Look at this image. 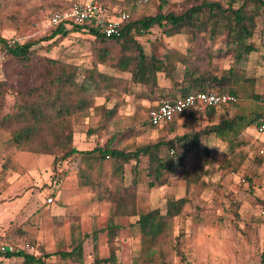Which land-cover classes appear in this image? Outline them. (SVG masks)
Wrapping results in <instances>:
<instances>
[{
  "label": "rangeland",
  "instance_id": "rangeland-1",
  "mask_svg": "<svg viewBox=\"0 0 264 264\" xmlns=\"http://www.w3.org/2000/svg\"><path fill=\"white\" fill-rule=\"evenodd\" d=\"M74 1L89 0H0V37L18 43L46 39L55 30L49 24L50 15L66 9ZM158 6L163 13H181L189 5L187 0H160L143 10L128 5L127 12L134 17L151 16L158 11ZM110 12L114 14L111 9ZM263 20L264 17L258 19L257 31L251 40L256 52L241 54L237 61L224 54L221 60L216 61L221 71H227L231 66L238 67L235 72L239 95L236 105L218 108L212 116H208L206 111H193L190 116L183 115L177 119L171 131L164 125L151 129L146 124L155 100L125 96L123 93L108 103H104V98H98L88 117L72 118L73 147L78 151L92 150L104 145L112 134L127 130L137 134L123 140L122 146H143L159 138L172 140L201 133L205 128L238 116L249 121L256 115L264 114ZM137 40L147 55L164 59L176 80L181 79L183 68L176 59L185 55L188 47L185 35L166 38L155 27ZM93 47L90 36L73 33L43 41L35 49L40 56L61 59L76 66L79 75L83 76L92 68ZM99 70L117 78H129L128 74L112 68L110 63L100 66ZM19 72L20 67L0 49V82L7 87L5 112L15 104ZM158 83L162 88L171 87L170 81L165 80L163 75L159 76ZM131 90L138 95L150 94L149 87L134 85ZM253 96L263 101H255ZM103 104L107 109L117 108L110 124L100 129L103 119L100 107ZM183 118L186 122L181 121ZM242 127H236L235 131L222 136H203L196 148L175 144V150L184 155L185 166L176 175L166 177L163 185L150 189L143 176L136 193L138 215L154 209L164 213L166 204L178 199L182 212L169 224L151 255L143 246L138 232L130 228L135 220L119 218L116 222L121 229L115 244L118 263L261 264L264 242V136L259 135L253 126ZM52 163V156L16 150L10 144L9 135L0 132V190L11 191L15 187L19 194L15 203L5 207L10 213L6 219L0 220L1 237L17 247L29 243L34 249L33 254L42 258L70 250L72 239L79 238L83 240V264H92L94 258H108L110 249L105 228L110 214V203L106 198L111 188V161L93 169L91 175L95 183L100 184L97 188L80 184L82 165L78 158L63 161L55 170ZM143 165H146V159H143ZM48 197L57 200L46 206L44 203ZM37 219L39 222H36ZM10 220L25 222L12 229L16 221L8 229ZM20 263L19 258L0 260V264ZM44 264L76 263L51 256L44 259Z\"/></svg>",
  "mask_w": 264,
  "mask_h": 264
},
{
  "label": "trees",
  "instance_id": "trees-1",
  "mask_svg": "<svg viewBox=\"0 0 264 264\" xmlns=\"http://www.w3.org/2000/svg\"><path fill=\"white\" fill-rule=\"evenodd\" d=\"M89 1L106 5L114 12L113 16L128 13V5L134 6V0ZM159 1H151L141 8L146 9ZM77 2L74 1L71 5ZM187 4L189 6L181 13H163L159 6L158 11L151 16L134 17L128 13V19L120 24L117 35L113 37H105L88 23L58 25L48 38L24 43L0 37V49L20 67L16 101L8 112L3 110L7 87L0 82V132L9 135L10 144L18 151L52 156L53 170L63 161L78 158L82 165L80 184L92 188L100 185L95 183L91 175L93 169L105 161H111V188L106 198L110 203V214L105 228L110 252L108 258H94L92 264H120L117 262L115 247L121 229L116 222L119 218L135 220L130 228L138 232L143 246L151 255L159 240L164 237L169 224L181 214L180 200H170L164 213L160 209H154L138 215L136 211V193L143 176L148 187L153 189L159 184L163 185L166 177L176 175L178 170L184 168V155L175 150V144L196 148L203 136H222L235 131L239 126L247 129L253 126L256 119L264 116L259 114L249 121L238 116L205 128L201 133L174 137L172 140L159 138L154 143L143 146H122L123 140L137 134L127 130L112 134L104 145L92 150L78 151L73 147L72 118L88 117L98 98H104V103L117 98L121 93L125 96H138L139 99L149 98L155 100L150 111L157 109L164 101L206 91L231 94L239 99L235 86L238 83L235 75L238 67L231 66L227 71H221L216 61L221 60L224 54L237 61L241 54L256 52L251 40L257 31L258 19L264 17V0H187ZM155 27L166 38L181 35L187 37L185 55L176 59L183 68L180 80H176L164 59L153 54L147 55L137 40ZM73 33L87 34L94 44L92 68L83 76L79 75L76 66L61 59L40 56L35 49L43 41ZM261 35L264 36V20ZM108 63L116 71L128 74L129 78H117L99 70L100 66ZM160 75L170 81V88L160 86ZM134 85L149 87L150 94L134 93L131 90ZM161 89H166V92L159 93ZM253 100L263 101L257 96H253ZM237 103L238 101L234 104L206 107L202 111L212 116L216 109ZM116 108L107 109L105 104L101 105L103 119L100 129L110 124ZM187 112L175 116L164 127H170L172 131L175 121ZM146 124L151 129L160 127L153 126L149 116ZM143 159H146L145 166ZM51 256L83 264V240L74 238L70 250L45 255L44 258L21 251L0 255V258H19L20 264H44V259ZM260 262L264 264V242Z\"/></svg>",
  "mask_w": 264,
  "mask_h": 264
},
{
  "label": "built area",
  "instance_id": "built-area-1",
  "mask_svg": "<svg viewBox=\"0 0 264 264\" xmlns=\"http://www.w3.org/2000/svg\"><path fill=\"white\" fill-rule=\"evenodd\" d=\"M154 0H134V6L143 7ZM128 13H121L113 16L110 9L97 1L77 2L66 9L53 12L49 17V24L52 27L58 25H79L90 24L95 30L105 37L116 36L120 24L128 19ZM238 99L231 94H222L216 91H206L190 94L186 97H178L175 100L162 102L157 109L149 112V121L153 126H162L171 122L175 116L187 111L203 110L206 107H216L234 104ZM253 127L259 135L264 136V116L256 119ZM52 198L47 199V203H52ZM33 254L34 249L29 243H24L17 247L10 241L0 238V255L16 252Z\"/></svg>",
  "mask_w": 264,
  "mask_h": 264
},
{
  "label": "crops",
  "instance_id": "crops-1",
  "mask_svg": "<svg viewBox=\"0 0 264 264\" xmlns=\"http://www.w3.org/2000/svg\"><path fill=\"white\" fill-rule=\"evenodd\" d=\"M161 92H166V89H161L160 90ZM193 111H202V110H192V111H189V112H187L185 115H187V116H190V114L193 112ZM186 116V117H187ZM182 117V116H181ZM180 117V118H181ZM179 119V118H178ZM181 121H183V122H186V118H183V119H181ZM9 189H7L6 191H1L0 190V220L1 219H6V217H7V215L10 213V211L8 210V209H6L5 207H7L8 205L7 204H12V203H15L16 201H17V197L19 196V194H17V191H16V188L15 187H13L12 189H11V191H8ZM8 192V193H7ZM16 192V193H15ZM13 195V196H12ZM48 198H52V200H53V202L52 203H47V199ZM47 199H46V201H45V205L46 206H51L52 204H54V202H56V200L57 199H55V198H53V197H48ZM179 200V199H178ZM6 204V205H5ZM2 205H4V206H2ZM39 209H40V207H39ZM38 211V210H37ZM37 212H35V214H36ZM34 214V213H33ZM52 216V215H51ZM17 220H10L9 222H8V224L7 225H10L9 227H8V229H11V227H13V225H14V222H16ZM20 220H18L17 222H16V226L14 227V228H12V229H15L16 227H20L21 225H23L24 224V222H25V220H23V221H21V222H19ZM36 222H39V220L37 219V221ZM2 236V234H0V237ZM1 238H4V237H1ZM5 239V238H4ZM87 239H89V238H87ZM92 240V239H91ZM12 259H18V258H12ZM12 259H4V258H0V260H12Z\"/></svg>",
  "mask_w": 264,
  "mask_h": 264
}]
</instances>
